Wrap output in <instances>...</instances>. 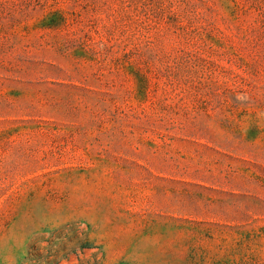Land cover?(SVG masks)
Segmentation results:
<instances>
[{
	"label": "rangeland",
	"instance_id": "374dc122",
	"mask_svg": "<svg viewBox=\"0 0 264 264\" xmlns=\"http://www.w3.org/2000/svg\"><path fill=\"white\" fill-rule=\"evenodd\" d=\"M0 264H264V0H0Z\"/></svg>",
	"mask_w": 264,
	"mask_h": 264
}]
</instances>
